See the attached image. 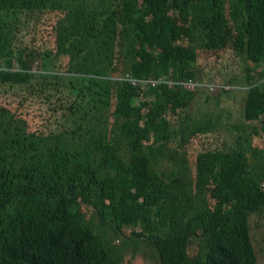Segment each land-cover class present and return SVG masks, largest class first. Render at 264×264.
I'll return each mask as SVG.
<instances>
[{"label": "trees", "instance_id": "1", "mask_svg": "<svg viewBox=\"0 0 264 264\" xmlns=\"http://www.w3.org/2000/svg\"><path fill=\"white\" fill-rule=\"evenodd\" d=\"M30 13L40 37L19 47ZM239 57L243 82L214 80ZM207 83L245 91L230 148H212V117L182 125ZM0 91V264H122L109 232L158 264H264V0H0ZM52 92V132L5 94Z\"/></svg>", "mask_w": 264, "mask_h": 264}, {"label": "rangeland", "instance_id": "2", "mask_svg": "<svg viewBox=\"0 0 264 264\" xmlns=\"http://www.w3.org/2000/svg\"><path fill=\"white\" fill-rule=\"evenodd\" d=\"M56 14L49 15L48 26L54 22ZM44 17V13H30L24 17V24L21 27L19 35L17 37V42L19 47L24 45L31 44L32 37H40V34H37L35 31L38 23ZM50 38L48 39L49 42ZM244 60L242 57L236 59L232 65L225 67V71L219 73V71H214V80L218 82L226 80L223 76L230 77L234 79L235 82H243L245 79V73L243 70ZM30 68L32 71H38L40 69V63L36 62L30 63ZM47 70V69H46ZM49 72V71H48ZM202 70L198 73L201 74ZM49 76H37L42 77V79L49 84L52 81V78L56 75L49 72ZM36 90H42V87L37 82L32 86ZM4 93L3 91H0ZM47 93V90H45ZM209 92V94H207ZM220 86H213L211 91L208 90H198L196 96L191 106L189 107L190 118L185 120L182 124L183 126L189 122H193L199 119H209V117L214 120H218L216 123V129L211 132L213 137L212 148H230L235 144L236 130L235 125L243 122V105L245 100V91L241 89H236L232 92L221 93ZM53 93L52 101L45 102L42 99H39L36 96L28 94H19L15 95L12 93H5L6 96H17L25 98L28 101H34L40 103L46 112V121L44 128L47 132H52L58 130L60 127V120L62 114L63 104L61 102V96L59 94ZM138 101V100H137ZM15 109L14 107H12ZM56 109V113H55ZM178 124H180L178 122ZM256 157L252 158V167L253 170H258L259 168H264V163L255 160ZM250 225L252 231V242L254 245L257 254L264 255V208L259 210L256 213H253L250 216ZM109 235L114 238V244L117 245V248L122 249L123 251V261L122 264H155L153 257L150 253L146 252L142 247L136 249V253L132 256V247L126 249L125 242L120 237H115L112 232H109ZM129 243V242H128ZM264 261V258H260V263Z\"/></svg>", "mask_w": 264, "mask_h": 264}, {"label": "clouds", "instance_id": "3", "mask_svg": "<svg viewBox=\"0 0 264 264\" xmlns=\"http://www.w3.org/2000/svg\"><path fill=\"white\" fill-rule=\"evenodd\" d=\"M127 78H130L131 79V77L129 76V75H126L125 77H121L120 78V80H128ZM128 81H130V80H128ZM190 81H193V82H196V81H198V80H194V79H191V80H187V81H182L180 84L181 85H183V86H185L184 84H183V82H190ZM131 82V81H130ZM199 82V81H198ZM132 83V82H131ZM174 81H172L171 79H170V81H168L167 82V84L168 85H170V86H173L174 85ZM200 83V82H199ZM208 85H209V89H210V91H211V88L213 87L212 86V84L211 83H207ZM132 86H134V84H132ZM197 86V85H196ZM185 87H187V86H185ZM192 87H194L195 88V86H191V87H187V88H192ZM150 248V247H149ZM151 249V248H150ZM146 252H148V253H150V255L152 256V253L149 251V249L146 247V250H145ZM151 251H153L152 249H151ZM153 259H154V261H155V264H158L157 263V260H156V257L154 258L153 257Z\"/></svg>", "mask_w": 264, "mask_h": 264}, {"label": "built area", "instance_id": "4", "mask_svg": "<svg viewBox=\"0 0 264 264\" xmlns=\"http://www.w3.org/2000/svg\"><path fill=\"white\" fill-rule=\"evenodd\" d=\"M127 79L130 80V81L132 82V84H134V85H136L137 83H139V82L134 81V80H132V79H130V78H127ZM147 83L150 84V85H152V86H155V85H157V84H161L162 81H161V80H150V81H147ZM183 84H184L185 86H187V87L200 85V83H199L198 81H196V82H193V81H190V82H183Z\"/></svg>", "mask_w": 264, "mask_h": 264}]
</instances>
